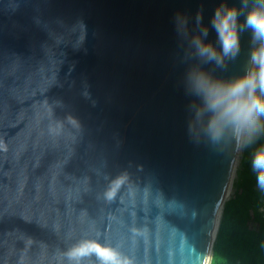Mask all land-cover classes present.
Masks as SVG:
<instances>
[{
	"label": "water",
	"instance_id": "water-1",
	"mask_svg": "<svg viewBox=\"0 0 264 264\" xmlns=\"http://www.w3.org/2000/svg\"><path fill=\"white\" fill-rule=\"evenodd\" d=\"M222 2L0 0V264H67L85 240L205 264L238 149L190 135L172 21Z\"/></svg>",
	"mask_w": 264,
	"mask_h": 264
},
{
	"label": "clouds",
	"instance_id": "clouds-1",
	"mask_svg": "<svg viewBox=\"0 0 264 264\" xmlns=\"http://www.w3.org/2000/svg\"><path fill=\"white\" fill-rule=\"evenodd\" d=\"M172 22L184 51L190 135L198 138L202 133L221 150L230 144L239 150L252 148L250 167L264 191V143H257L264 138V0H240L238 5L223 0L207 23L202 10L194 17L177 11ZM245 32L250 39L244 70L221 75L239 58ZM62 256L67 264H134L120 248L98 240L82 241ZM204 262L212 264L211 257L206 255Z\"/></svg>",
	"mask_w": 264,
	"mask_h": 264
},
{
	"label": "rangeland",
	"instance_id": "rangeland-1",
	"mask_svg": "<svg viewBox=\"0 0 264 264\" xmlns=\"http://www.w3.org/2000/svg\"><path fill=\"white\" fill-rule=\"evenodd\" d=\"M257 143H264V138ZM251 151L238 153L231 191L212 243V264H264V191L249 189L252 181L256 183Z\"/></svg>",
	"mask_w": 264,
	"mask_h": 264
},
{
	"label": "bare ground",
	"instance_id": "bare-ground-1",
	"mask_svg": "<svg viewBox=\"0 0 264 264\" xmlns=\"http://www.w3.org/2000/svg\"><path fill=\"white\" fill-rule=\"evenodd\" d=\"M239 152H240V150L238 149V150H237L236 162H238L237 160H238V157H239V155H238ZM236 164H237V163H236ZM230 191H231V188H230L229 192H230ZM229 194H230V193H229ZM229 194L227 195V197H225V199L228 198ZM222 213H223V209H222V207L220 206V211H219L218 220H217L216 225H215V228H214V230H213V237H212V238H213V242L215 241V238L217 237V234H218V228H219V225H220V223H221Z\"/></svg>",
	"mask_w": 264,
	"mask_h": 264
},
{
	"label": "trees",
	"instance_id": "trees-1",
	"mask_svg": "<svg viewBox=\"0 0 264 264\" xmlns=\"http://www.w3.org/2000/svg\"><path fill=\"white\" fill-rule=\"evenodd\" d=\"M249 189H252L254 191H261L260 189H258L257 184L253 181H252L251 185L249 186ZM221 219H222V217H221ZM218 230H219V228H218Z\"/></svg>",
	"mask_w": 264,
	"mask_h": 264
}]
</instances>
